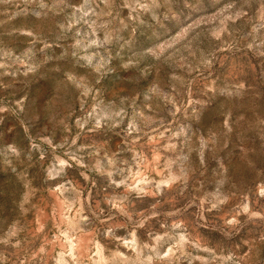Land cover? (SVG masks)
<instances>
[{
    "label": "rangeland",
    "instance_id": "374dc122",
    "mask_svg": "<svg viewBox=\"0 0 264 264\" xmlns=\"http://www.w3.org/2000/svg\"><path fill=\"white\" fill-rule=\"evenodd\" d=\"M0 264H264V0H0Z\"/></svg>",
    "mask_w": 264,
    "mask_h": 264
}]
</instances>
